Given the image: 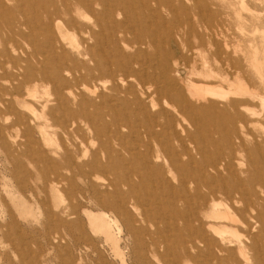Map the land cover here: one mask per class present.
Masks as SVG:
<instances>
[{
  "label": "bare ground",
  "instance_id": "6f19581e",
  "mask_svg": "<svg viewBox=\"0 0 264 264\" xmlns=\"http://www.w3.org/2000/svg\"><path fill=\"white\" fill-rule=\"evenodd\" d=\"M16 1L18 5L11 7ZM36 4L42 6L44 19L34 15L30 20L26 17L27 6ZM162 7L172 14H186L183 22L191 25L188 9L183 4L175 5L174 0H0L2 16L13 19L6 25L10 33L0 45V119L15 116L24 124L29 119L25 114L28 112L33 125L41 118L53 117L62 118L61 125L71 128L75 135L82 133L83 124L93 137L100 138L106 131L104 142L107 145L104 143L97 151H91L82 140L81 151L80 146L73 144L63 153H54L57 160L44 154L40 158L53 166L73 169L75 179L88 183L101 209L114 216V220L123 221L134 238L148 232L143 225L149 220L148 207L153 206L154 210L162 211L159 219L165 222V227L168 219L183 222L182 229L174 226L173 230L177 233V243L184 246L188 256L193 251H201L229 264H264V184L258 181L246 188L242 180L221 179L217 175L221 171L235 173L233 158H227L215 159L210 164L216 172L210 179L221 182L220 187L209 182L205 193H199L198 189L192 193L185 186L175 187L172 178L167 177L166 168L170 174H179L197 163L194 155L208 157L206 145L211 144L213 136L204 143L183 128L184 138L175 129L172 112L164 108L154 113L163 97L183 120L196 125L199 110L221 107L218 101L230 100V107L242 108L250 118L262 119L264 112L251 109V103L260 101L263 110L264 96L258 89H250L241 75L234 79L222 76L229 90L222 89L221 85L183 84L172 80L171 62L161 61L154 52H145L142 48L146 36L154 37L160 31L153 23L164 20ZM192 7L198 16V22L192 27L197 29L195 36L203 37L200 29L213 33L217 17L211 13L208 1L197 0ZM116 11L125 15L124 22L117 20ZM207 13L212 20L204 24ZM129 22L142 33L137 31L136 34L126 27ZM105 24L110 26L108 36L104 34ZM131 34L134 36L130 37ZM26 45L34 50L26 51ZM45 64L53 65L50 72L43 69ZM203 75L206 81H216L219 77L211 68ZM42 83L51 85L52 92L37 110L33 104L37 89L31 85ZM224 113L229 126L224 143L229 148L232 146L229 135L237 123L245 128L247 114L230 112L226 107ZM159 114L164 121H159ZM138 115L146 126L147 136L155 142L154 147L145 144V152L137 146H127L124 142L129 135L121 130L133 128L136 123L132 117L136 121ZM180 125L184 126L177 124ZM224 129L222 127L221 131ZM162 138L180 145L171 148L167 144L163 149L166 142L163 143ZM117 142H120L119 147L114 149ZM263 144L258 140L250 147L255 156L253 163L260 167L264 164ZM184 157L188 159L186 163L182 161ZM47 174L44 173L43 178L48 179ZM135 176L141 178L140 184L132 180ZM178 203L195 206L184 213ZM77 213L71 199L59 214L74 217ZM239 227L245 229L244 242H228L226 235L237 234ZM218 254L225 257L218 258Z\"/></svg>",
  "mask_w": 264,
  "mask_h": 264
},
{
  "label": "rangeland",
  "instance_id": "374dc122",
  "mask_svg": "<svg viewBox=\"0 0 264 264\" xmlns=\"http://www.w3.org/2000/svg\"><path fill=\"white\" fill-rule=\"evenodd\" d=\"M196 1L174 0L175 5L183 4L188 9L190 26L183 22L186 14H172L162 7L161 14L166 24L164 20L153 23V26L157 24L160 31L154 37L144 38L143 50L154 52L161 61H170V77L174 81L180 80L183 84L195 82L221 85L222 89L229 90V84L222 81V76L234 79L235 76L241 75L250 89H258L264 96V0H205L208 1L211 13L217 18L214 21L213 33L207 34L200 29L199 33L203 37L195 36L197 29H192L198 17L192 7ZM16 5L17 1L10 4L11 7ZM153 7L155 8V5ZM27 9L26 17L30 20L34 19V15L44 19L41 5H28ZM114 15L119 22L126 20L121 11H116ZM211 17L207 13L204 16V24L211 21ZM12 20L3 17L0 11V45L10 33L6 25ZM126 27L136 34L142 33L138 27L135 29L132 22ZM108 30L110 26L105 24L104 34L107 36ZM25 49L28 52L34 50L30 45H26ZM52 68L53 65L43 66L47 72ZM210 68L219 74L216 81H206L203 75L204 71ZM31 87L37 89V98L33 104L39 110V104L49 98L52 86L42 83ZM167 101L163 97L159 99L154 113L158 114L164 108L172 112L176 119L175 129L182 137L185 136L183 128L193 132L204 143L213 136L211 144H205L209 151L208 157L194 155L197 163L179 174H170L166 168L167 177L172 178L175 187L185 186L187 191L192 193L197 189L200 190L199 193H205L209 182L220 187L221 182L210 179L216 173L210 164L215 159L222 161L227 158H233L235 173L231 175L228 171H221L217 174L221 179L242 180L246 188L258 181L264 184V164L262 167L254 164L255 156L250 150L251 145L258 140L264 143V118H250L244 109L230 107V100H227L218 101L221 107L199 110L198 114L196 113V125H192L190 121L183 120L184 117ZM251 104V109L264 112L260 101L256 100ZM225 107L230 112L247 114L245 128L242 129L237 123L234 132L228 134L232 141L229 148L224 143L229 128L225 119ZM26 113L29 119H26L24 124L19 123L15 116H11L9 120L0 119V264H229L201 251H193L188 256L184 246L177 243V233L173 230L174 226L182 229L183 222L180 219H168L165 227V222L159 219L162 211L156 208L154 210L153 206L148 207L146 214L149 220L143 225L144 230L148 232L137 234L134 238L126 230L123 221L114 220L113 215L111 217V214L101 209L88 183L75 179L73 169H67L63 165L53 166L40 158L44 154L56 159L54 153H63L64 149H71L73 144L80 146L81 151L82 140H85V146L91 151H97L105 143L106 131L100 138L96 135L93 137L88 134L87 127L83 124L82 133L77 136L71 128L61 125L62 118L45 117L33 125L29 122L30 113ZM133 115L136 118L134 113ZM135 118L132 117L136 123L133 128L121 129L123 134L129 135L124 143L131 147L137 146L145 152L144 145L150 144L154 147L155 142L147 136L142 117L138 115L136 121ZM158 119L164 121L160 114ZM178 123H183L184 126L179 127ZM222 127L225 128L224 131H221ZM166 140L161 139L163 143L166 142L163 149L167 148V144L171 148L180 145L177 141L167 140V143ZM15 141L18 142L16 146ZM119 144L120 142H117L114 149H117ZM19 145L21 147H18ZM261 150L264 153V144ZM187 160L182 158L185 163ZM44 173L49 174L48 179L43 178ZM100 177L104 178L105 175ZM152 177L155 180V176ZM132 180L140 184L141 178L135 176ZM154 197L156 196L153 195ZM71 199L77 207V215L67 217L59 214ZM177 206L185 213L195 205L178 203ZM238 230L237 234L230 232L226 235L228 242H244L245 229L239 227ZM217 257L225 256L218 254Z\"/></svg>",
  "mask_w": 264,
  "mask_h": 264
}]
</instances>
